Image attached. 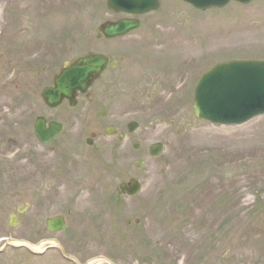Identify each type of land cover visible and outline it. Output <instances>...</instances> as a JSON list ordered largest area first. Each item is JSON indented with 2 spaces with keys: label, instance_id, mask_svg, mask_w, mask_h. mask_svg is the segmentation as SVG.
Wrapping results in <instances>:
<instances>
[{
  "label": "rangeland",
  "instance_id": "rangeland-1",
  "mask_svg": "<svg viewBox=\"0 0 264 264\" xmlns=\"http://www.w3.org/2000/svg\"><path fill=\"white\" fill-rule=\"evenodd\" d=\"M161 1L159 11L144 15L143 27L111 41L96 38L100 23L122 16L108 9L107 0H0V15L6 4L16 9L7 14L8 28L2 30L0 24L4 39L23 30L11 43L6 39L14 52L8 72L3 70L5 58L0 54V175L6 179L5 184H10L6 191H0V235L25 236L32 242L53 236L45 228L32 233L21 224L12 227L9 215L23 201L30 207L29 215L46 218L63 212L65 207L50 208V195L57 189L64 192L69 188V193L67 189L64 192L71 194L69 209L65 210L69 225L55 235L65 239L67 250H73L79 258L76 262L63 257L58 249H48L43 254L9 242L0 247V264H81L100 252L129 264H264V115L229 126L198 119L192 101L194 87L206 70L202 64H196L201 66L190 72L181 71L189 89L184 98L176 100L172 107L164 105L162 111L160 104L181 78L160 75L146 84L139 76L141 67L148 63L151 66V60L157 61L155 57L174 51L177 52L166 59L170 70L179 68L180 63L188 67L193 59L191 53H213L212 63L264 57V0L249 5L233 1L224 8L205 11L181 0ZM53 37H58L57 46L53 42L47 52L39 53L40 43L45 45ZM140 42L147 50H142L146 52L145 61L140 67L132 65V81L128 80L126 91L118 99L120 113H130L124 117L134 116L140 121L135 133L141 142L140 150L134 151L118 135L104 133L93 146L87 145L84 137L91 130L78 121L80 107L71 109L66 103L55 110L46 108L41 91L50 79L49 70L58 71L66 58L77 57L87 46ZM30 55H41V61L37 63ZM136 55L139 59L143 54ZM52 56L56 61L49 64ZM18 68L25 72L15 74ZM9 76L14 82L3 85L2 80ZM153 92L156 96H152ZM132 97L136 100L129 107L127 100ZM37 113L51 115L64 124V131L48 144L39 143L35 137ZM160 116L164 117L161 122ZM124 117L117 121L118 133L126 130L121 127ZM157 140L166 144L160 156H141L142 150ZM138 157L145 158L139 168L134 166ZM42 159L61 161L55 168L59 170L56 181L22 198L18 191L23 183L20 179L38 176ZM128 177H136L144 184L133 197L118 192L119 184ZM91 204L99 205L101 214L78 212L79 205ZM37 206L41 207L39 211ZM220 210L226 215L218 217ZM110 212L119 217L113 218ZM226 216L231 217L228 222ZM111 217L115 225L108 228ZM108 218L110 223L105 222ZM137 218L141 220L139 224H135ZM81 219L95 226L94 231L88 229L94 233L75 238ZM126 219H131L130 224L125 223ZM100 220L103 221L98 223Z\"/></svg>",
  "mask_w": 264,
  "mask_h": 264
},
{
  "label": "water",
  "instance_id": "water-1",
  "mask_svg": "<svg viewBox=\"0 0 264 264\" xmlns=\"http://www.w3.org/2000/svg\"><path fill=\"white\" fill-rule=\"evenodd\" d=\"M195 7L205 9L224 6L229 0H185ZM250 1V0H239ZM158 0H109L108 5L116 12H146L158 7ZM135 20L106 22L102 26L107 37L128 33L138 27ZM108 59L102 55H90L78 60L72 67L65 69L55 80V87L44 90L43 97L50 106H56L63 98H72L77 89L85 90L107 67ZM246 78L251 83H264V61H233L220 64L203 77L205 87L198 88L194 113L198 118L217 123H241L251 117L264 113V91L258 93L255 86L246 90ZM37 135L43 141L51 137L42 123L36 125ZM159 152V151H158ZM157 152V153H158ZM156 153V154H157ZM131 194L139 190L137 182H131Z\"/></svg>",
  "mask_w": 264,
  "mask_h": 264
},
{
  "label": "flooded vegetation",
  "instance_id": "flooded-vegetation-1",
  "mask_svg": "<svg viewBox=\"0 0 264 264\" xmlns=\"http://www.w3.org/2000/svg\"><path fill=\"white\" fill-rule=\"evenodd\" d=\"M3 40V41H1ZM97 46V45H96ZM108 46V44H107ZM134 48L136 47L135 44H133ZM0 54L2 53V57L5 58L3 61V70L8 72L9 67V58L11 57V54L14 52H11L9 49L8 44L5 42L3 35H0ZM131 48L130 45L124 46V50L122 48V52L125 54L119 56V64L115 68H109L101 77L99 80H97L93 86L85 93H77V106L72 109H77L80 107V115L78 117V121L81 120V117L83 119H88L87 122V128H90V135L86 136V144H88V141L90 140L92 142V146L98 139L102 137L103 131L109 127L116 125V121L121 117V113L119 111V97H121V93L126 91V87H128V80L132 81V74H129L131 72L132 65L137 62V58H135V54H132L128 52V50ZM110 56V55H109ZM126 70V72H125ZM6 72V73H7ZM52 73V71H50ZM135 76V75H134ZM168 79L172 77V75H165ZM182 74H178L174 77V79L178 80L180 79ZM141 77L145 80L146 84H150V82L155 80L156 78L160 77V73L158 75H152V73H147L145 75H141ZM136 78V76H135ZM182 77L181 79H183ZM3 85L9 86L10 85V76L5 77L3 80ZM71 108V107H70ZM53 110V109H50ZM48 122L52 121H59L58 119L54 118L51 115L43 114ZM63 123V122H62ZM64 125V124H63ZM124 138H126V134L124 135ZM87 139H89L87 141ZM147 153L146 151L144 152ZM97 156H102L101 153H98ZM41 163H39L40 165ZM41 167V166H40ZM42 168V167H41ZM40 175L43 174L42 169H39L38 172ZM4 178H1L0 175V184L5 183ZM25 181L26 179H22ZM36 181H41L43 179L41 178H35ZM40 184V183H39ZM42 185V184H40ZM37 183H34L33 190L37 189L38 187ZM41 190V188H39ZM58 190V189H57ZM57 190L54 191L50 195V208H55L56 206L60 208H64V211L61 213H55L57 215H63L68 221L67 213H65L66 209H69V204L67 203H58L57 202ZM1 191V190H0ZM22 198L27 199L28 196L32 195L33 193H30L27 189L21 188L20 190ZM47 195V194H46ZM1 196H4L3 193H1ZM48 196V195H47ZM26 203V201H23ZM27 211L21 216L20 223L23 226V229L26 230L28 228L31 232L42 230V228H45L47 231L48 226L46 224V220L54 216L50 215L49 217H42L41 215H29L30 207L27 206ZM44 208H48V206H44ZM41 209L40 206H37V211Z\"/></svg>",
  "mask_w": 264,
  "mask_h": 264
},
{
  "label": "bare ground",
  "instance_id": "bare-ground-1",
  "mask_svg": "<svg viewBox=\"0 0 264 264\" xmlns=\"http://www.w3.org/2000/svg\"><path fill=\"white\" fill-rule=\"evenodd\" d=\"M32 247L35 248L37 251L42 252V253L45 252V250H46V249H43V247H37L35 245H32ZM93 263L94 262L92 261L90 264H93Z\"/></svg>",
  "mask_w": 264,
  "mask_h": 264
}]
</instances>
